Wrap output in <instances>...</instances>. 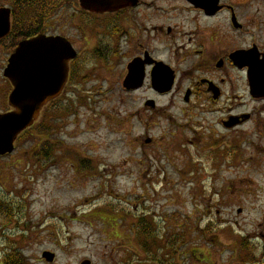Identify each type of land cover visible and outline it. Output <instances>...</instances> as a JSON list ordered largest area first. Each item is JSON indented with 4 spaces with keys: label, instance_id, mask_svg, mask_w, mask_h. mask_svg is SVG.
Instances as JSON below:
<instances>
[{
    "label": "rangeland",
    "instance_id": "374dc122",
    "mask_svg": "<svg viewBox=\"0 0 264 264\" xmlns=\"http://www.w3.org/2000/svg\"><path fill=\"white\" fill-rule=\"evenodd\" d=\"M84 64L41 123L47 130L29 132L0 158L6 261L264 264V112L224 129L225 116L207 103L189 117L182 98L124 94L115 70L91 56ZM9 90L0 80V112ZM148 97L156 109L145 107ZM202 121L200 141L187 143Z\"/></svg>",
    "mask_w": 264,
    "mask_h": 264
},
{
    "label": "flooded vegetation",
    "instance_id": "af4514ba",
    "mask_svg": "<svg viewBox=\"0 0 264 264\" xmlns=\"http://www.w3.org/2000/svg\"><path fill=\"white\" fill-rule=\"evenodd\" d=\"M107 1V9L92 12L80 0H0V24H10L4 34L0 30V80L11 84L5 71L23 41L60 37L76 51L61 95L43 107L39 124L70 92L73 80L83 77L88 56L98 67L115 70L124 94L145 88L159 98H182L189 117H200L207 103L212 113L225 116L224 129L252 121L257 112L261 119L264 0ZM198 102L201 107H195ZM246 102L258 109L248 112ZM194 124L187 143H198L200 129L208 128L205 121ZM2 253L0 264H8Z\"/></svg>",
    "mask_w": 264,
    "mask_h": 264
},
{
    "label": "water",
    "instance_id": "95a60500",
    "mask_svg": "<svg viewBox=\"0 0 264 264\" xmlns=\"http://www.w3.org/2000/svg\"><path fill=\"white\" fill-rule=\"evenodd\" d=\"M81 3L91 11L109 7L107 0H81ZM9 25V20L0 24L1 34L9 30ZM75 55L63 38L40 36L20 44L6 70V76L14 87L9 103L15 110L0 114L1 156L13 152L18 136L34 124L42 107L60 94L67 81L68 62ZM147 104L154 107V101ZM54 257L55 254L44 253L49 262ZM82 264H90V261Z\"/></svg>",
    "mask_w": 264,
    "mask_h": 264
},
{
    "label": "trees",
    "instance_id": "16d2710c",
    "mask_svg": "<svg viewBox=\"0 0 264 264\" xmlns=\"http://www.w3.org/2000/svg\"><path fill=\"white\" fill-rule=\"evenodd\" d=\"M12 264H15V263H12ZM23 264V263H22Z\"/></svg>",
    "mask_w": 264,
    "mask_h": 264
}]
</instances>
